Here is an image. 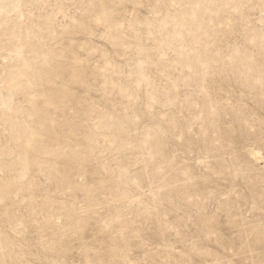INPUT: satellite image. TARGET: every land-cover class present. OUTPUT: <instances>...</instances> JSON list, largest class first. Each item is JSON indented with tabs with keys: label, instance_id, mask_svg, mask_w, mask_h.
Segmentation results:
<instances>
[{
	"label": "rangeland",
	"instance_id": "1",
	"mask_svg": "<svg viewBox=\"0 0 264 264\" xmlns=\"http://www.w3.org/2000/svg\"><path fill=\"white\" fill-rule=\"evenodd\" d=\"M0 264H264V0H0Z\"/></svg>",
	"mask_w": 264,
	"mask_h": 264
}]
</instances>
